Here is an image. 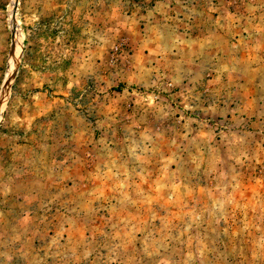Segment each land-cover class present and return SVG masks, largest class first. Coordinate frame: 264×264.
Segmentation results:
<instances>
[{"label":"rangeland","instance_id":"obj_1","mask_svg":"<svg viewBox=\"0 0 264 264\" xmlns=\"http://www.w3.org/2000/svg\"><path fill=\"white\" fill-rule=\"evenodd\" d=\"M0 264H264V0H0Z\"/></svg>","mask_w":264,"mask_h":264},{"label":"water","instance_id":"obj_2","mask_svg":"<svg viewBox=\"0 0 264 264\" xmlns=\"http://www.w3.org/2000/svg\"><path fill=\"white\" fill-rule=\"evenodd\" d=\"M15 8H16V4H15Z\"/></svg>","mask_w":264,"mask_h":264}]
</instances>
